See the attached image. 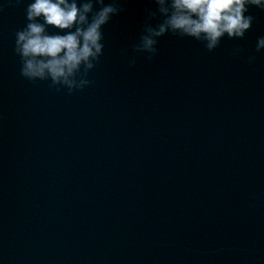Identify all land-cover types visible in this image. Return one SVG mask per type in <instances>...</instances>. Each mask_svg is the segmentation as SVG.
I'll return each instance as SVG.
<instances>
[{
	"label": "water",
	"instance_id": "1",
	"mask_svg": "<svg viewBox=\"0 0 264 264\" xmlns=\"http://www.w3.org/2000/svg\"><path fill=\"white\" fill-rule=\"evenodd\" d=\"M31 2L0 0V264H264V10L211 52L167 33L148 61L157 6L118 0L70 94L20 74Z\"/></svg>",
	"mask_w": 264,
	"mask_h": 264
},
{
	"label": "clouds",
	"instance_id": "2",
	"mask_svg": "<svg viewBox=\"0 0 264 264\" xmlns=\"http://www.w3.org/2000/svg\"><path fill=\"white\" fill-rule=\"evenodd\" d=\"M156 10L146 9L144 34L133 46L136 55L147 53L151 61L157 54L160 37L171 33L204 43L209 52L221 39L240 38L250 30V7L264 10V0H154ZM97 6H99L97 8ZM125 9L118 0H34L26 8V26L16 32L15 52L21 58L20 74L33 83L50 81L56 91L71 94L91 84L88 73L103 54L102 27ZM159 13V16L157 15ZM158 19L154 26L149 22ZM42 20V22H41ZM58 29L49 33L47 28ZM264 50V37L256 51ZM127 51V50H125ZM242 49H233V54ZM255 57H249V64ZM135 57L130 61L135 65Z\"/></svg>",
	"mask_w": 264,
	"mask_h": 264
}]
</instances>
